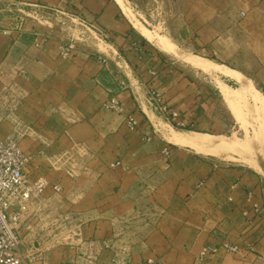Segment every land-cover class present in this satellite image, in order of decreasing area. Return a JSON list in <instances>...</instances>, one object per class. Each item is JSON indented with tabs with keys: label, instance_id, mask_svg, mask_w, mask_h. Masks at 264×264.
I'll return each mask as SVG.
<instances>
[{
	"label": "crops",
	"instance_id": "obj_1",
	"mask_svg": "<svg viewBox=\"0 0 264 264\" xmlns=\"http://www.w3.org/2000/svg\"><path fill=\"white\" fill-rule=\"evenodd\" d=\"M148 1L131 17L117 0H0V136L31 155V182H47L21 217L20 250L37 246L50 264H264L263 175L169 140L149 102L155 91L196 125L207 120L213 88L176 69L177 53L238 71L264 96V0ZM36 7L78 16L103 47L62 57L64 37L23 27L16 10Z\"/></svg>",
	"mask_w": 264,
	"mask_h": 264
},
{
	"label": "rangeland",
	"instance_id": "obj_2",
	"mask_svg": "<svg viewBox=\"0 0 264 264\" xmlns=\"http://www.w3.org/2000/svg\"><path fill=\"white\" fill-rule=\"evenodd\" d=\"M151 6L152 4H149L148 0H125V8L130 11L129 14L131 17H135L132 12V7H135L136 10H139V12L143 14V16H146V12H149V8ZM16 12L21 17H23L20 18V21H22L23 23V27H37L40 30L51 31L52 33H56L64 37L67 41L75 43V45L81 44L82 47H85L88 50H92L103 45L102 41L99 39L98 34L94 30L82 25L79 22V19L74 18L71 14L64 12L63 9L56 7H36L34 11H28V13L19 12L17 10ZM149 28L152 29V27ZM161 33L164 32L161 31ZM153 34L159 35L160 31L156 30L153 32ZM187 57L189 58L188 55H182L180 53H177L176 58H172V61L175 62L176 69L185 72L186 75H188L189 80L193 84H196V81H201V85L206 86L205 94L208 93L207 88L209 86L213 88L212 93L214 95V100L210 103H207L205 108V111L208 113L206 115L207 120H205V122L201 125H196L195 122L191 119L192 112L188 110L186 111V113L188 115L187 119L189 125L185 128L177 129L176 127H173L163 119L159 121V126L157 128L163 130H170L171 128H174V130L180 131H193L196 136H198L202 141L205 142V144L211 146V150L204 151V148L199 150L202 151L205 156L211 159H218L225 164H253L252 166L256 169L258 162V171L263 175L264 159H262L261 157L262 151L259 148V146L261 147L262 144H259L258 147L255 149V152L251 153V155H248L250 153L247 154L229 148H221L219 146L222 140L232 141L233 139H231V137L233 138V136H237L241 138V140H243L246 139V137L248 138L254 135L253 133L257 128V120L255 118L256 116L252 106V104L254 103L253 96H243L245 99L241 96V99L240 97L238 98V96H236L235 94L231 102L226 101L221 88V78L215 75V73L211 74L209 71L207 72H209L210 74L206 73L203 75L201 74V72L199 73L197 71L198 68L195 67ZM186 58L188 59V61ZM217 80L219 83L217 82ZM223 82L226 81L223 80ZM234 86L239 87V85ZM259 86L260 85H254V87L256 88H259ZM228 102L231 104H229ZM243 122L247 124V132L243 128ZM245 133H247V136L245 135ZM258 148L260 149L259 151ZM262 217V225H264V207Z\"/></svg>",
	"mask_w": 264,
	"mask_h": 264
},
{
	"label": "built area",
	"instance_id": "obj_3",
	"mask_svg": "<svg viewBox=\"0 0 264 264\" xmlns=\"http://www.w3.org/2000/svg\"><path fill=\"white\" fill-rule=\"evenodd\" d=\"M71 15L79 19L78 16ZM79 22L88 27L82 20L79 19ZM103 36L104 34L101 35V37ZM75 47V43L71 41L63 44L61 46V56L65 58L73 56ZM118 83L122 88L127 86V81L122 78L118 79ZM149 95V102L154 111L170 125L177 129H183L189 125L186 112L181 113L179 110L167 105L155 91H150ZM111 107L120 108L115 99H112ZM128 122L130 127L137 126L134 119H130ZM31 158V155L20 147L17 139L12 137L5 139L0 136V264H50L37 246H31L25 253L20 250L22 239L21 217L30 203L40 197L47 187V182L44 179L40 178L35 182H31L27 177L25 169ZM221 246L232 252H237L239 249L237 245L228 242L223 243ZM219 248L218 246H205L202 254H214ZM82 264L98 263L95 258L88 257ZM110 264L128 263L121 258H113ZM142 264L154 263L146 261Z\"/></svg>",
	"mask_w": 264,
	"mask_h": 264
},
{
	"label": "bare ground",
	"instance_id": "obj_4",
	"mask_svg": "<svg viewBox=\"0 0 264 264\" xmlns=\"http://www.w3.org/2000/svg\"><path fill=\"white\" fill-rule=\"evenodd\" d=\"M117 1H119V3L125 8V0H117ZM126 10L128 11V9H126ZM129 13H130V11H129ZM128 16H130V15H128ZM140 27H141V31H143L145 33V35L148 36V38L154 40L158 37L159 43L163 47H167L168 49L174 48V44L170 40L167 39L168 37L161 35V34L155 35L142 24H140ZM188 59L190 60V62L194 66L199 67L205 71L216 70V71H219L220 73H222L224 75H229L231 77H234L240 82L239 87H233V86L226 84L225 82H223L222 79H220L223 96H224L226 101L231 102L233 100V97L235 94H236V96H238V98L239 97L241 98V96L245 97L247 95L253 96L254 103L252 104V106H253V111H254L255 116H256L255 118L257 120V128L255 129V132L253 133L254 135H252L251 137H248V138L246 137V139H243V140H241V138H239L237 136H233V138L231 137V139H233L232 141L222 140V142L220 143L219 146L221 148H229V149L237 150V151L247 153V154L250 153L248 155H251V153L255 152V149L258 147V145L262 144V146L261 147L259 146V148L262 151L261 157H262V159H264V137H263V135H264V96L262 95V93L253 86V84L251 83V81L248 78L243 76L238 71L232 70L228 67L218 65V64L214 63L213 61L200 58L197 55L196 56L195 55L189 56ZM188 59H187V61H188ZM219 78H221V77H219ZM217 82H218V80H217ZM229 104H231V103H229ZM243 124H244V127H243ZM243 124H242V127L247 132V130H248L246 128L247 124L245 122H243ZM164 126H165V124H164ZM166 134H167L169 140H171L177 144L190 145V146H193L194 148H196L198 150H201L202 148H204V151L205 150L206 151L211 150L210 149L211 146L208 144H205V142L202 141L198 136H196V134L193 131L192 132L180 131V130H174V128L173 129L171 128L170 130L166 131ZM245 135L247 136V133H245ZM259 148H258V151L260 150ZM254 163H256V162H254ZM258 164L259 163L257 162V169H258Z\"/></svg>",
	"mask_w": 264,
	"mask_h": 264
}]
</instances>
